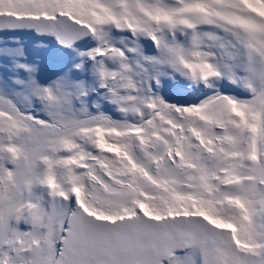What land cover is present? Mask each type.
<instances>
[{
    "label": "snow or ice",
    "instance_id": "6c2138e0",
    "mask_svg": "<svg viewBox=\"0 0 264 264\" xmlns=\"http://www.w3.org/2000/svg\"><path fill=\"white\" fill-rule=\"evenodd\" d=\"M0 264H264V0H0Z\"/></svg>",
    "mask_w": 264,
    "mask_h": 264
}]
</instances>
